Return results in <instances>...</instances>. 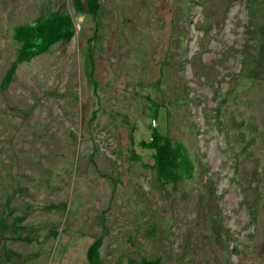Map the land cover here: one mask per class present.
I'll list each match as a JSON object with an SVG mask.
<instances>
[{
  "label": "rangeland",
  "instance_id": "374dc122",
  "mask_svg": "<svg viewBox=\"0 0 264 264\" xmlns=\"http://www.w3.org/2000/svg\"><path fill=\"white\" fill-rule=\"evenodd\" d=\"M0 264H264V0H0Z\"/></svg>",
  "mask_w": 264,
  "mask_h": 264
},
{
  "label": "trees",
  "instance_id": "16d2710c",
  "mask_svg": "<svg viewBox=\"0 0 264 264\" xmlns=\"http://www.w3.org/2000/svg\"><path fill=\"white\" fill-rule=\"evenodd\" d=\"M31 56H32V55H31ZM4 83H5V82H4ZM4 83H1V85H4ZM154 126H155V124H154ZM227 133H228V132L226 131V132H225V136H226ZM151 138H153V136H151ZM204 163H205V162L202 161V164H204ZM145 167H147V166H145ZM207 178H208V177H207ZM207 193L209 194V192H207ZM208 196H209V195H208ZM196 214H197V212H196ZM196 214H195V215H196ZM219 225H220L221 227L219 226L220 228H217V226H216V230H217V232H219V234L222 236V239H223V234H222V233H223V232H222V230H223V226H222V224H219ZM227 230H228V229H227ZM168 248H169V247H168Z\"/></svg>",
  "mask_w": 264,
  "mask_h": 264
}]
</instances>
